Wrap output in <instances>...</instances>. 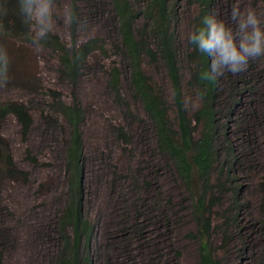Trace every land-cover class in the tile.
I'll list each match as a JSON object with an SVG mask.
<instances>
[{
	"label": "rangeland",
	"instance_id": "374dc122",
	"mask_svg": "<svg viewBox=\"0 0 264 264\" xmlns=\"http://www.w3.org/2000/svg\"><path fill=\"white\" fill-rule=\"evenodd\" d=\"M130 1L140 6L137 0ZM190 1L178 4L176 30L185 108L192 114L199 97L186 86L188 36L197 12ZM234 3L214 0L213 12L231 24ZM73 5V0H55L52 34L67 45L72 41ZM112 5L113 0H76L78 42L99 39L105 51L90 56L75 86L60 76L51 50L0 33V46L11 57L9 81L0 85V102L25 105L33 120L26 137L14 116L0 124L4 154L28 174L23 182L22 176L10 179L4 166L0 170L3 263L52 264L56 256L55 218L66 199L70 130L50 112L48 90L54 89L65 103L80 104L85 115L84 214L95 228L92 264H200L195 204L201 195L207 204L211 198L219 199L211 214L217 259L222 264H264V57L250 61L242 73L222 76L223 103L230 95L229 101L236 103L227 106L230 114L219 140L232 146L234 157L224 164L227 151L220 148L210 187L197 180L196 171L189 185L158 147L157 132L135 95L131 63L118 43ZM239 6L264 20V0H239ZM115 68L121 74L118 88L111 82ZM142 71L162 94L175 126L173 86L163 62L143 57Z\"/></svg>",
	"mask_w": 264,
	"mask_h": 264
},
{
	"label": "trees",
	"instance_id": "16d2710c",
	"mask_svg": "<svg viewBox=\"0 0 264 264\" xmlns=\"http://www.w3.org/2000/svg\"><path fill=\"white\" fill-rule=\"evenodd\" d=\"M73 2L71 44H65L59 36L51 33L41 46L56 55L60 76L75 86L90 56L99 50H105L103 42L99 39L78 42L76 0ZM190 2L197 10L192 18L193 30V26L198 25L204 15L213 12L215 5L214 0ZM137 3L140 5L138 8L130 0H113L112 5L119 29L118 43L131 63L130 82L135 95L141 100L157 132L158 147L174 162L183 179L192 185L196 171L197 180L202 182L204 187H210L211 176L216 164L219 163L220 148L224 147L227 151L224 164H230L234 157L232 146L229 147L226 141L225 145L219 140L220 133L226 127L223 122L229 117L227 106L233 101H229L233 95L223 103L224 95L221 93L224 89L223 77L217 82L202 79L201 74L207 69L210 61L207 56L196 52L188 43L186 57L189 63V77L186 86L195 89L199 97L196 110L189 114L185 108L178 67L176 17L180 0H137ZM142 21L144 23L141 24ZM0 33L12 35L14 38L23 37L27 43H31L27 35L28 29L18 16L17 0H0ZM143 57L153 63L161 60L167 69L177 109L175 126L168 118V105L162 94L153 88L149 78L142 71ZM111 76L113 86L118 88L121 77L118 68L113 69ZM230 90L233 92L234 88L231 87ZM48 92L47 97L52 101L49 106L50 112L60 117L70 130V141L65 158L68 185L66 199L55 218L59 245L52 264H92L90 256L95 228L84 214V143L81 134L84 111L77 102L65 103L60 92L54 89H49ZM235 103L236 100L233 101L234 105ZM8 116L17 119L26 137L33 123L26 106L19 102H0V124ZM2 144L0 140V170L4 166V171L10 179L20 180L19 176H22V181L27 182L28 174L15 166L10 155L4 154ZM32 161L38 163L37 159ZM218 200L211 198L207 204V198L201 195L195 204V220L200 236V264H222L215 255L212 241L211 214ZM0 264H4L1 250Z\"/></svg>",
	"mask_w": 264,
	"mask_h": 264
},
{
	"label": "clouds",
	"instance_id": "9594fccd",
	"mask_svg": "<svg viewBox=\"0 0 264 264\" xmlns=\"http://www.w3.org/2000/svg\"><path fill=\"white\" fill-rule=\"evenodd\" d=\"M18 16L27 27L32 45L40 48L55 25V0H17ZM231 24L214 12L204 15L188 36L192 48L210 61L202 79L217 82L225 72L246 71L250 61L264 57V20L254 10L244 12L236 0L230 10ZM11 57L0 46V85L9 81Z\"/></svg>",
	"mask_w": 264,
	"mask_h": 264
}]
</instances>
